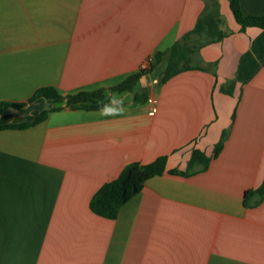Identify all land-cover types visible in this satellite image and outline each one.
Here are the masks:
<instances>
[{
    "label": "crops",
    "instance_id": "crops-1",
    "mask_svg": "<svg viewBox=\"0 0 264 264\" xmlns=\"http://www.w3.org/2000/svg\"><path fill=\"white\" fill-rule=\"evenodd\" d=\"M222 39L164 83L170 48L193 30L205 0H0V264H264V30L235 21L218 0ZM264 15V0H239ZM157 53H161L158 60ZM153 66L124 92L110 91ZM233 82L231 93L222 91ZM41 87L61 94L108 89L124 113L52 111ZM150 97L157 98L149 113ZM219 154L188 176L167 171L108 219L89 207L128 164L166 156L185 170L193 149Z\"/></svg>",
    "mask_w": 264,
    "mask_h": 264
},
{
    "label": "trees",
    "instance_id": "trees-1",
    "mask_svg": "<svg viewBox=\"0 0 264 264\" xmlns=\"http://www.w3.org/2000/svg\"><path fill=\"white\" fill-rule=\"evenodd\" d=\"M229 6L235 21L244 31L247 27H258L264 30V15H248L243 13L240 8L239 0H229ZM221 19L219 12L218 0H205V7L199 15L193 30L183 35L182 39L177 41L169 51V59L166 68L163 70L159 83H164L172 76L188 69L200 68L193 65L195 45L190 41L192 35L196 36L198 47L204 44L216 42L226 36V32L221 28ZM161 53H157L156 58L159 60ZM153 66V62L150 64ZM147 70H140L128 76L124 81L110 88V91L124 92L132 89L133 84ZM233 82L227 83L228 88L222 87V91L231 93ZM38 97H43L54 103L56 106L52 111L67 107L72 110H96L100 109L101 102L108 103V89L100 88L94 91H79L74 94L63 95L54 87H41L28 99L33 101ZM23 104H10L0 102V113L8 106L20 107ZM50 111H44L31 122L20 124L0 125L1 129L27 128L44 120ZM227 137V131H224L219 141L215 144L211 156H207L199 149H193L185 170L177 168L166 170V156H159L154 161L141 164L133 162L126 165L119 175L108 182L103 183L100 188L92 195L89 207L90 210L101 217L114 219L122 205L130 198L136 195L143 188L144 183L151 177L160 176L164 172L171 175L188 176L199 170H204L211 158L217 156L223 147L224 140ZM257 197L254 202L260 203L264 199V180L255 189L245 191L244 198L247 205Z\"/></svg>",
    "mask_w": 264,
    "mask_h": 264
},
{
    "label": "clouds",
    "instance_id": "clouds-1",
    "mask_svg": "<svg viewBox=\"0 0 264 264\" xmlns=\"http://www.w3.org/2000/svg\"><path fill=\"white\" fill-rule=\"evenodd\" d=\"M124 111L123 97L115 93H108V103L101 102L99 114L101 116H120Z\"/></svg>",
    "mask_w": 264,
    "mask_h": 264
},
{
    "label": "built area",
    "instance_id": "built-area-1",
    "mask_svg": "<svg viewBox=\"0 0 264 264\" xmlns=\"http://www.w3.org/2000/svg\"><path fill=\"white\" fill-rule=\"evenodd\" d=\"M152 61H153V57H149V58L145 61V63L142 65V70L147 69V68L150 66V64L152 63ZM148 103L150 104V107H149V113H150L151 115H153V114L156 112L157 98H155V97H150V98L148 99Z\"/></svg>",
    "mask_w": 264,
    "mask_h": 264
},
{
    "label": "rangeland",
    "instance_id": "rangeland-1",
    "mask_svg": "<svg viewBox=\"0 0 264 264\" xmlns=\"http://www.w3.org/2000/svg\"><path fill=\"white\" fill-rule=\"evenodd\" d=\"M116 94V93H115Z\"/></svg>",
    "mask_w": 264,
    "mask_h": 264
}]
</instances>
